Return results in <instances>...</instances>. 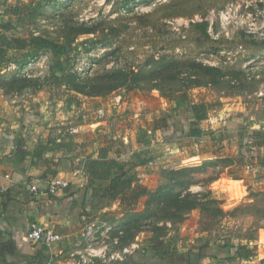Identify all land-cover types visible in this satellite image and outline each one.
<instances>
[{
	"label": "rangeland",
	"instance_id": "1",
	"mask_svg": "<svg viewBox=\"0 0 264 264\" xmlns=\"http://www.w3.org/2000/svg\"><path fill=\"white\" fill-rule=\"evenodd\" d=\"M41 16L50 18L51 12L44 10ZM41 28L59 45L65 38H73L66 56L60 58L64 69L56 73L63 77L60 82L48 79L50 69L29 82L33 78L16 77L18 84L28 83L44 94L52 85V102L62 96L67 85L85 95L105 92L109 84L123 85L106 97L99 110L92 106L85 113L80 101L74 105L77 115L89 116L93 122L86 129L90 148L111 143L97 137L98 130L106 126L93 121L99 115L109 121L111 136H120L118 142L132 147L131 137L141 136L155 120L166 117L169 122L187 124L184 111L191 104H205L206 119L192 126L202 130L198 142L183 138L171 144H154L158 157L138 169L136 178L149 193L167 185V172L173 168L201 165V158L209 154L227 158L208 161L216 166L187 176L185 180L197 184L182 192H209V198L223 201L222 205L209 204L180 220L179 213H166L157 201L148 204L150 198L143 196L131 212H108L89 225L94 226L98 238L92 250L107 259L96 264L122 263L108 257L125 248L135 254L143 249L146 253L149 246L161 248L166 264H190V254L198 251L203 254L193 264H264V168L258 167L264 159L247 164L251 151L241 159L233 139L239 124L249 131L264 132V47L260 45L264 41V0H134L126 5L123 0H52V30L43 29L42 22ZM40 53L39 58L28 59L36 63L31 74L39 67L44 70L48 58H52V65L55 62L51 51ZM13 60L6 59L2 65L10 76L14 69L10 66H18L17 59ZM171 62L177 64L167 69ZM117 73L126 77L119 78ZM101 81L103 87H98ZM118 94L121 99L116 102ZM117 119L121 121L116 123ZM177 128L185 130L179 124ZM159 134L155 133L154 142L158 139L160 143ZM221 178L227 182L215 185ZM181 191L176 188L174 195ZM138 212L143 217L133 215ZM168 218L174 221H165ZM127 227L130 232L125 234ZM85 232L73 242L66 261L77 260L76 253L88 249ZM231 244L243 246L241 254L248 259L226 261L231 255L223 248Z\"/></svg>",
	"mask_w": 264,
	"mask_h": 264
},
{
	"label": "crops",
	"instance_id": "2",
	"mask_svg": "<svg viewBox=\"0 0 264 264\" xmlns=\"http://www.w3.org/2000/svg\"><path fill=\"white\" fill-rule=\"evenodd\" d=\"M48 9L51 17L44 19L41 13ZM43 19L48 20V24L52 25V0H0V187H8L5 194H0V264H63L62 258L71 250L73 242L79 241L89 225L100 221V218H104L108 212L117 211L118 213V211L135 208L137 202L131 207H126L120 199L104 198L97 204L94 195L100 183L89 175L88 164L90 162H96L97 166L108 164L110 161L123 164L134 152L144 153L155 160L158 154L154 144H171L170 142L174 143L183 138L199 141L198 137L190 136L175 140L168 138L166 136L168 128L163 127L162 118L155 120L153 127L148 126V130L142 133L149 141L148 144H140L138 142L140 136H137L136 138L131 137L133 148L125 147L122 142H118L121 140L120 136H111L109 121H103L104 118L98 116L97 120L93 121L106 126L98 130L97 137L103 139V142L107 140L111 143L102 144L101 142L96 145L97 148H90L85 140L88 136L86 129L93 122L89 116L77 115L74 105L77 107V102L80 101L79 106L85 113L91 110L92 106H95V110H99L98 108L106 101V97L119 89L85 95L67 85L62 96L52 102V85H49L47 90H43L48 92L44 94L41 90L31 88L27 85L28 83L18 84L12 72L10 76L4 72L7 70L3 71L2 65L6 59H17L16 64L21 68L29 63L28 53H32L29 47L6 48L4 40L7 38L28 41L31 36H37L34 33L37 32L39 36L52 39L48 32L42 31ZM39 53L36 58L41 56ZM43 55L46 56V54ZM44 63L45 60L39 62L40 65ZM47 63L44 70L40 67L36 68L33 79H28V82L38 79V76L48 74L52 69V58L50 60L48 58ZM46 77L49 79L50 75ZM117 96L115 100L119 102L121 98L119 94ZM75 99L76 102L72 103ZM120 121L121 119H117L116 123ZM242 125L244 124L237 126L235 131L237 135H233L238 145L236 149L238 156L243 159L251 151L252 156L247 155L248 159L245 160L249 162L247 164L259 158L264 159V142L260 146L252 147L254 144L251 139L252 133H250L252 130L249 131L244 128L245 125ZM74 128L77 132L71 133L70 131ZM156 132L160 133V143L158 139L154 142ZM220 157L218 154H209L203 156L201 161L205 163V161L226 159L223 156ZM201 161L199 160V164ZM148 164L135 167L133 170L135 175L137 176L138 169ZM196 165L192 167H199L202 164ZM258 167L264 168L263 160ZM182 168L185 167L180 166L173 170ZM53 178L69 182V187L51 196L45 192L37 195L31 192L32 184L36 183L43 189L45 183ZM222 182L227 181L221 178L220 181H216L215 185ZM139 183L141 181L137 179L131 187ZM223 185H226L228 189L227 184ZM32 223L59 234L61 240L51 248L39 245L29 246L25 232ZM150 247L155 246L147 247V254L144 257H150ZM200 253L202 252L190 254L188 258L190 264H193L195 258L199 259L202 256ZM135 256H140L138 258L141 259L137 260V264L144 262L160 264L156 258L144 260L140 253ZM162 263L166 264L165 261Z\"/></svg>",
	"mask_w": 264,
	"mask_h": 264
},
{
	"label": "trees",
	"instance_id": "3",
	"mask_svg": "<svg viewBox=\"0 0 264 264\" xmlns=\"http://www.w3.org/2000/svg\"><path fill=\"white\" fill-rule=\"evenodd\" d=\"M134 0H123L124 4H128L130 2H133ZM86 34L91 33L90 32H84ZM73 41V38L67 37L65 38V43L63 45L57 44L54 40L48 38L47 36H31V38L28 41L19 40L16 38L9 37L7 40H4V45H6V48L13 49V48H26L29 47L32 49V53L29 55L28 59L30 58H36L38 56V53L40 51H51L52 55L54 56V63L52 65V74H50V78L54 79V81H61L63 75H57V72H62L63 68V62L60 60L62 56H66V50L70 48V45ZM262 47H264V41L260 43ZM67 62V60L65 61ZM177 63L171 62V64L168 66H165L167 69H171L172 65H176ZM169 67V68H168ZM208 71H212L215 73H218V76H220V73L217 70L214 69H207ZM124 74L117 73V77L122 78ZM128 76V75H127ZM113 78V76H111ZM126 75L124 76V78ZM224 76L221 74V78ZM49 78V79H50ZM113 80V79H112ZM115 81V80H114ZM113 81V82H114ZM125 81V80H124ZM123 81V82H124ZM104 82V81H103ZM101 81L97 86L103 87ZM97 84V83H96ZM118 85V84H117ZM96 86V85H95ZM121 85L120 87H122ZM119 85L112 87L110 84L106 86L105 92H111L118 88H120ZM105 89V87H104ZM132 89L128 88V90ZM189 110H185L184 112L188 115V122H177L176 120L168 121V118L164 117L161 121L163 123V127H167L168 135H166L168 138H173L175 136V139L180 138L181 136H190V137H197L201 131L199 129H196L192 126H195L199 124L201 121L205 120L206 115V106L203 103H196L191 104L189 107ZM181 125L185 127V130L182 132H179L177 126ZM251 139L253 140L254 144L252 147L260 146L261 143L264 141V132L260 130H253L251 131ZM140 144H148L149 141L147 140L145 135H141L140 139L138 141ZM257 145V146H256ZM227 159V158H226ZM226 159H223L222 161H225ZM252 159V158H251ZM153 158L147 157L144 153L140 152H134L131 156H129L127 162L125 163H116L115 161H110L108 164H103L101 166H97L96 162H90L88 164V167L90 169L89 175L93 179H97V181L100 183L98 191L96 190V194L94 197H96L97 204L100 203L102 199H108V200H115L120 199L121 202H124L126 207H131L133 203L137 202L139 198L143 196H148L149 202L152 200L157 201V206H161L164 208L165 212L167 211H175L179 213L180 220H182L183 216L189 213L190 211L201 209L209 204H220L222 205L223 201L219 200H213L209 198V192L207 194H201V193H185L182 194V192L186 191L190 188V186L196 185L197 182H189L185 180L187 176H190L192 173H198L202 174L203 171L207 170L210 166L215 167V162H205L199 167H185L179 170H169L167 172L168 175V183L167 185L163 186L162 188L158 189L154 193H149L146 188L142 187L140 184H135L134 187H131L132 183L136 182V175L135 172H133L135 167L143 166L151 162ZM220 160H216V162H219ZM101 168V169H100ZM214 180V178L212 179ZM210 182V181H209ZM200 184V183H198ZM176 188H180L182 191L181 193H177L174 195V191ZM208 203V204H207ZM133 209L127 210L128 212H131ZM207 210V209H206ZM139 217H143L142 212H138L137 214H133ZM165 221H174L173 219L168 218V220ZM125 234L129 233V229L124 228ZM123 232V233H124ZM226 253H228L230 258L226 261H232V260H238L242 258L248 259V255L243 256L241 254V251L244 249L243 246L237 245V244H231L230 246L223 248ZM150 257H144L147 252L145 253L144 250L140 252L141 257L144 260H150L153 257L156 258V261L161 263L164 261L166 255L160 254L161 248L158 246L150 247ZM202 250V249H201ZM202 252V251H201ZM139 253V252H138ZM203 254L200 253V255ZM140 256H132V260H141L138 258ZM177 264V263H176Z\"/></svg>",
	"mask_w": 264,
	"mask_h": 264
},
{
	"label": "built area",
	"instance_id": "4",
	"mask_svg": "<svg viewBox=\"0 0 264 264\" xmlns=\"http://www.w3.org/2000/svg\"><path fill=\"white\" fill-rule=\"evenodd\" d=\"M42 27L43 29H47V30H52V25L48 24L47 21L42 22ZM37 59V58H36ZM35 60L30 61L26 66L19 68L17 66L11 65L10 68L14 67L13 69V74L15 75V77L18 78H33L34 77V72H32V74L30 73V71L32 70L33 66L36 64L34 62ZM99 117H101V115H99ZM71 133H75L76 130H71ZM8 179V176L6 177ZM69 187V182L60 179V178H53L48 180L43 189L39 187L38 184L34 183L31 185L30 190L34 195H37L39 193L45 192L47 195H55L58 191L60 190H64L67 189ZM8 191V187L7 186H2L0 187V194H5ZM94 226H89L86 229L85 232V237H84V241L86 243V246L88 247V249H85V253H79L77 252L76 254L78 256V259H71L69 261H66V259L63 258V264H96L97 261H101L105 262L107 261L106 257L104 254H102L100 252L99 254H96V252H94V250H92V246H94L98 240V238L96 237V230H94L93 228ZM101 236H103V234L101 233ZM25 238L27 241V244L29 246H45L46 248H51V246H53L55 243L59 242L61 240V236L59 234L54 233L53 231L47 230L43 227H41L38 224H30V226L28 227V229L25 232ZM114 243H116L114 241ZM71 256H73V254H70ZM135 255V252L132 253L131 250L129 248H125L122 249L121 252H116L111 254L108 257V260H119L120 262H123L126 260V257L128 256V260H132V256Z\"/></svg>",
	"mask_w": 264,
	"mask_h": 264
},
{
	"label": "water",
	"instance_id": "5",
	"mask_svg": "<svg viewBox=\"0 0 264 264\" xmlns=\"http://www.w3.org/2000/svg\"><path fill=\"white\" fill-rule=\"evenodd\" d=\"M121 264H137V261L136 260H125ZM141 264H146V263L144 262V263H141Z\"/></svg>",
	"mask_w": 264,
	"mask_h": 264
}]
</instances>
